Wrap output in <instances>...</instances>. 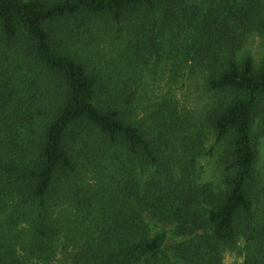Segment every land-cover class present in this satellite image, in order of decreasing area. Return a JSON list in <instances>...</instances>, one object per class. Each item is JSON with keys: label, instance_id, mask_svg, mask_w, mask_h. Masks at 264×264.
I'll list each match as a JSON object with an SVG mask.
<instances>
[{"label": "trees", "instance_id": "trees-1", "mask_svg": "<svg viewBox=\"0 0 264 264\" xmlns=\"http://www.w3.org/2000/svg\"><path fill=\"white\" fill-rule=\"evenodd\" d=\"M139 12L159 21L157 51L195 50L183 60L204 75V115L169 98L142 116L135 91L93 66L91 21ZM253 37L264 49V0H0V264H264ZM145 215L184 241L167 252Z\"/></svg>", "mask_w": 264, "mask_h": 264}, {"label": "rangeland", "instance_id": "rangeland-1", "mask_svg": "<svg viewBox=\"0 0 264 264\" xmlns=\"http://www.w3.org/2000/svg\"><path fill=\"white\" fill-rule=\"evenodd\" d=\"M202 2L203 0H196V4ZM150 17L147 18L145 14L139 12L132 16L128 15L121 22L115 21L112 17L91 21L92 27L84 35L87 42L85 41L83 45H88L85 47V53L91 54L93 66H99L104 74L115 77L114 81L118 84H125L128 91H135L140 115L144 116L151 111L149 107L152 104L161 103L169 98L178 102L179 109L185 114L195 118L204 115L207 106L212 102L203 86L204 75L193 69L192 58L183 60L187 58V52L190 57L195 54V50L187 51L182 44L170 48L166 43L161 45L160 42L157 51L156 47L147 42L151 37H156L160 41L163 38L159 39V36L153 35L151 25L159 21L153 19L151 15ZM134 26H141L145 30L132 52L126 50V45L128 33ZM261 44V37H253L247 44V49L255 60H259L264 54ZM78 46L82 45L78 44ZM260 142V168L264 174V136ZM207 148L210 150V144H207ZM144 217L152 236L158 233L166 234L164 247L167 252H170L172 246L184 241L183 238L174 236V225L159 224L147 215ZM243 261V258L235 252H227L223 258L224 264H241ZM55 264H61L60 253L56 256Z\"/></svg>", "mask_w": 264, "mask_h": 264}]
</instances>
